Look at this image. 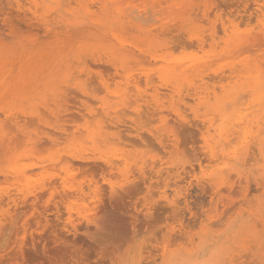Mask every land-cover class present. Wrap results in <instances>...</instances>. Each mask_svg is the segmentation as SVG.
Returning a JSON list of instances; mask_svg holds the SVG:
<instances>
[{
    "label": "rangeland",
    "instance_id": "374dc122",
    "mask_svg": "<svg viewBox=\"0 0 264 264\" xmlns=\"http://www.w3.org/2000/svg\"><path fill=\"white\" fill-rule=\"evenodd\" d=\"M16 1H18V3H16ZM20 1L21 0H0V50L2 52L0 54V61H3L4 59L7 61L10 60L13 63L16 62L15 66H18L24 62H26V64L35 65L34 63L32 64V62L37 59V65L40 60L39 58L42 60L44 57H34V53L38 48L40 49V47L42 49L43 47L44 49L47 48L46 44L44 45V42L49 41V38H51V40H66L68 36L81 33L88 30L90 27L87 19L82 18L79 12L76 14L77 9H74L69 13L70 15H74V18L72 17L73 21L67 19L68 17L71 18V16L67 14L68 12H60V10L58 11L56 9L57 2L59 5H64L66 2L68 3L67 0H42V2L49 1L44 3L39 0H34L32 3L31 0H29L31 5L28 0ZM119 1H125V3L133 6H140L147 1L153 2L154 5L164 2L162 0ZM217 1L190 0L193 7L198 5V7L201 8L200 10L196 9L192 12L193 14H191L190 19L192 20L193 16L194 18L189 24L192 25L191 27L194 31H197L199 35L205 38V45L208 47L204 46L203 48H199L194 39H190L186 34L185 36L183 32V34H181L180 31L176 30L178 33L180 32L178 34L175 31L174 26H171L175 21L169 22L166 24V26H169L167 28L164 26L163 29H160L159 27L161 23L157 22L154 26L158 30L153 32V35L156 36V40H154L151 44L152 47H150L152 50L145 49L143 52H137L131 47L130 49H124L129 51L130 54L128 55L131 57L129 59L131 63L123 67L125 70L120 69L121 72L119 71V73L116 74L117 76L113 75L111 72L102 71L104 65L105 67H108V64L105 63L103 59L97 60V62L94 61L91 56L86 55L83 57L84 64L80 65L76 62L73 63V61H71V63L69 62V64H71L69 65L68 70L70 81L67 83L69 85H66V82L64 81H61L57 82L58 84L56 83L54 88L51 89L57 93L56 101L59 102L60 105H63L66 99L69 98L70 101L71 98L76 97L75 99H72L73 102L66 100L69 105L80 108V111L76 108L74 111V113H76L74 116H77L78 114L77 117L80 118L77 119L73 117V120L67 123L68 127L71 126L69 127L71 128V132L78 131H76L75 134L78 139L74 144L77 145L83 141L86 147H94V152L99 150L98 152L112 156L111 159H113L112 161L115 162V165H113V169H108L106 170V173L104 172L103 174L104 178L106 175L107 181L115 186H121L125 184V182L132 180L141 184L143 180L142 178H144L151 183L149 189L152 194L151 192L147 194L144 189L146 185H142V191L136 195L135 199L138 206H132L130 209L135 211V209L145 210V208L151 207V216L154 215L155 217L152 218H155L156 221H158V227L154 230H149V228L146 229L147 226L139 229L132 242H130L126 249L124 248L120 250L121 252L117 251L115 253L94 255L92 257H87L84 254V258L82 254L80 256L81 258H78L72 263L71 260L69 261L66 257H64L65 261H62L63 259L61 260V256L59 255L60 257L57 256L56 258L59 257L58 259L60 261L53 257L55 261H57V264H264V7L261 8V12L257 13H255V10L251 9L252 7H249V11L243 12L241 9L242 6L237 8V4H234L236 0H231V2L234 1L232 3L227 0L230 2L228 4L229 8L224 2L226 0ZM246 1H248L249 5L253 6V3L256 0ZM259 1L261 2V0ZM25 2H28V4ZM91 2V9H95V4H97L95 3L96 0H94V2L92 0ZM34 3L36 4L34 5ZM52 3L56 7L51 5ZM215 3L217 4L215 5ZM220 3L224 5H220ZM219 5L220 7L217 8L218 10L215 9ZM48 6L51 8V11H49L50 8ZM69 6L76 7L73 1L72 3H69ZM254 7L256 8V6ZM35 10H37V12H35ZM203 10H206V15L203 14ZM32 12L38 16L35 17ZM48 12H52V16L48 15ZM242 14L244 15L242 16ZM55 15L57 16L55 17ZM64 15L67 16L65 17ZM251 15L254 16L251 17ZM30 16H32V19ZM49 18L50 21H48ZM223 19L225 20L223 21ZM229 20H231L236 26V32L240 39H237L235 43H231L227 48L224 45V42L225 40H228L229 37L227 35H229V33L225 34L223 32L221 23L223 22L227 24ZM239 22H242L243 24L241 23V25H238L240 24ZM217 25L219 28L216 27ZM56 26L59 29H56ZM75 26H77V28H75ZM169 28L172 30L170 31ZM18 29H20L19 32L17 31ZM44 29L47 30V32L49 31V33L44 32ZM166 33L169 34L167 35ZM174 34H178L176 35L178 36V39ZM171 35L174 36L171 37ZM211 36L213 37V40L211 39ZM124 37L131 42H136L139 39L137 34L130 30H125ZM41 39L44 40V42ZM184 39L188 42H185ZM177 42L182 44V46ZM50 43L53 45L51 41ZM213 43H215V45ZM161 44L166 45L168 48L170 47V49L159 48L158 45ZM184 44L187 48L185 46L182 48ZM192 44H195V48H193ZM36 45L38 48H35ZM173 45L175 48L178 46L180 49L173 48ZM7 50H9V52ZM45 51L47 50L45 49ZM153 53L160 57L164 55L176 61L188 60V62H195L212 58L213 65L210 67V72L207 71L206 73H203V80H197V77L194 76L195 78L193 81L196 85L197 94L193 95V90L186 89V85H182V99H179L175 93L169 91V87L166 86L164 82L157 78L155 68L159 66L160 63L158 58H156V60H151L149 58ZM20 58L22 60H20ZM52 59L53 58H47L46 61L44 58L46 61L44 65L39 64L35 66L33 71H31V73L33 72V76L37 75L39 79L49 73L52 69L51 67L54 65V61L57 60L56 58H54V60ZM88 60L90 64L87 62ZM95 64H97L98 67ZM93 66H96L97 68ZM97 69H101L103 72L101 74L106 78L105 83L103 84H101L99 78H97ZM211 69H214L216 73H211V71H213ZM247 69L249 71L247 72L254 77L251 81H249L248 78L245 80L244 77H241L244 75L247 77V73L241 72ZM70 71L72 73H70ZM231 71H233V73H230ZM14 72L16 73L17 71ZM91 72L94 74V78ZM3 73L8 77L11 75V72L8 70H4ZM108 73H111L112 75H109ZM134 73H137L136 77H139L140 81L143 83L141 84L139 81L138 88V90H141L140 92H142V94L145 89L148 93L153 91L162 93L159 94V97L161 95L160 98L163 104L161 108L162 110L158 114L153 113V117L149 113L150 109L146 108L147 106H150H146V103L141 100H139L138 104L143 108L146 106V109L144 108L146 111L144 110L142 112L141 106H138L137 110H134V107L137 104L134 102V95L138 92L134 87V83H130L132 81L130 78H134ZM148 73L149 76L147 75ZM115 76L118 78H115ZM214 76L216 77L215 79L213 78ZM250 82L253 83V88L251 87ZM97 83L100 85H97ZM61 86H63L64 89ZM20 87L22 86H19L18 89H20ZM230 87L242 88L244 92H238L239 95L237 94L238 97H236L235 101L226 102L223 106H221L222 104L219 105L218 102H215L212 98L211 92L215 91L216 93H220L221 88L230 89ZM249 88L254 90H252L253 96L251 97L247 96L250 93L248 91ZM187 91H189V95L186 94L188 93ZM172 94H175L173 96L174 98H172ZM202 95L204 96L202 97ZM208 96H210L211 99H209ZM87 99H89V102ZM8 101H11V99L4 97V99L0 100V107H3L5 104L4 102L9 103ZM14 101L17 102V100ZM130 101L131 104L129 105ZM101 102H106L110 106V114L112 115L113 112H115V116H117L120 121L122 120V122L117 123V121L110 119L108 117L109 115L101 109ZM125 104H128L129 107L127 108L128 105L125 106ZM179 104L180 106L182 105L181 109H178L180 108V106H178ZM83 106H89L93 110V113H88ZM172 107L177 108L187 124H192V126L198 130L199 134L197 133L194 138H188L175 133L173 134V143L168 142V146L170 147H162L151 138L148 132L155 133L156 131H160L162 138H167L168 132L166 128L174 122V120H172L174 119V116L172 118L170 117L172 116ZM128 111L132 112L128 113ZM162 111L169 114L166 115ZM229 111H231V115L229 114ZM225 113L229 115L226 119L228 123L227 121H224L227 115ZM45 114L52 117V119L50 117H48L49 119L45 118V121L47 122L44 124L47 127L42 124L43 127H41V129L52 132L53 129L51 127L54 125L55 119L49 113L46 112ZM164 116L165 119H168L166 120L167 122L170 121L169 119H171V122L164 125L161 122V117L163 118ZM153 119H155V121H153ZM96 122L99 123L101 132H99L100 135H97L99 136L98 138L97 136L95 137V143L92 145L90 140L86 138L85 131H83L84 129H82V127L84 128L87 125L91 127L94 125L96 126ZM123 127H126L129 130L124 131V129H119ZM43 128H46L47 130ZM137 131L142 133V136L144 135V137H146L144 138L145 141L140 142L135 139L134 134ZM115 134H118L121 139L118 140L116 137L117 135ZM102 136L103 138H108L110 142H99ZM125 136L129 137H126L125 139ZM62 139L60 138L59 145L56 147V150H60V152L67 150L72 145L70 143V145H68V141H64L65 138ZM60 141H62V143H60ZM164 145H167V143H164ZM64 146L66 147L64 148ZM210 152L212 153L210 154ZM122 158L123 160H121ZM143 161L145 163L141 165ZM139 166L143 167V169L138 170ZM55 167L56 168L53 166L47 168L49 171H46L47 174L43 173L44 175H41L42 179H40V175L38 176L37 174L32 182L39 184L47 180V177L51 176H54L57 179L60 178L58 179V182L62 181L65 183L66 181V183L69 182L72 184L75 181L72 184L74 187L69 185V183H65L68 185L66 187H70V190H75L77 188L76 190L78 192L75 190L74 193L73 190V192L69 190V194H73L71 195V198H69L70 200L67 199L64 202V205L57 200L58 197H54L59 193L53 192L54 190L52 191V189L47 191V194L45 193V196L42 198L43 203H41V207H47V210L50 212L53 211L52 208L55 206L63 207L62 213H65V215H63L61 217L62 220L60 219L59 221L63 224L66 219H68L69 213H71L70 217H74L76 215L75 213L80 209L78 207H81L83 210V207H85L84 205L90 204L92 197V184L91 179L85 177L88 176L85 173L77 171L75 175V172L72 174V171H69L70 173L67 172V174L61 170L60 165H55ZM58 171L60 172L57 173ZM157 171L159 172V175H157ZM78 172L81 176L85 174L84 177L79 176ZM54 173L57 174L55 175ZM62 173L67 174L70 180L66 179ZM61 177L64 179L61 180ZM32 178H34V176ZM36 179H39L40 181ZM78 180H80V183ZM81 182L83 183L81 184ZM35 186L37 185L35 184ZM164 190L168 199L174 201L172 204L169 203L170 205H165L166 203L160 205L155 204L158 206L157 208L153 205L154 201L159 198V201H157L162 203L161 200L163 199L159 194L161 195ZM50 197L53 201H50ZM47 203H49V205ZM72 203L75 204L73 205ZM79 203L82 206L79 205ZM66 210L68 211L66 212ZM50 244V246L53 247L56 245L60 246L62 250L65 245L63 239L58 240L55 243L52 241ZM63 256L64 255L62 254V258ZM55 261L53 260V263H51L56 264Z\"/></svg>",
    "mask_w": 264,
    "mask_h": 264
},
{
    "label": "bare ground",
    "instance_id": "6f19581e",
    "mask_svg": "<svg viewBox=\"0 0 264 264\" xmlns=\"http://www.w3.org/2000/svg\"><path fill=\"white\" fill-rule=\"evenodd\" d=\"M32 1H34V0H31V2ZM39 1L42 2V0H39ZM67 1H68V3L66 2L64 5H59V4H57L58 3L57 2L56 3V6H57L56 9L58 11L60 10V12H66V13L68 12L67 14H69L74 9H77L76 14H78V12H79V14L82 18L87 19L90 27L86 24L89 27L88 30H85L81 33L70 35V36H68V38H66V40H64V39L51 40V38H49L48 39L49 41L44 42V40L41 39L44 42V45L46 44L47 48H45V49L47 51H45L44 47H43V49H44L43 50L41 47L39 49L36 45L35 48L37 47L38 49L35 51L34 57L35 56H41V57H44L46 61H47V58L48 59L53 58L52 60H54V58L57 59L54 61V63H53L54 65H53V67H51L52 69L49 71V73L45 72L47 74L40 77L39 79H38L37 75L33 76V74H32L33 72L31 73V71H33L35 66H37L39 64H43V65L45 64L46 61L44 60V58H42V60H41V58H39L40 60H39L37 65H36V63H37L36 61H38L37 59H36V61L32 62V64L34 63L35 65H30L28 63L26 64V62H24L18 66H15L16 62L13 63L10 60L7 61L6 59H4L3 61H0V100L4 99V97H8L9 99H11V101H8L9 103L4 102L5 104L3 105V107H0V264H52L53 263L52 261L53 260L55 261L54 258H56L59 255L61 256V260L63 259L62 261H65L64 257H66L69 259V261L71 260V263H72L73 261H76L78 258H81L80 256L82 254H83V258H84V254L87 257H92L94 255L96 256V255H103L106 253H108V254L109 253H115V252L120 251L124 248L126 249V247H128L130 242H132L133 238L137 234L136 232L139 231V229H142L144 226H147L146 229L149 228V230H151V229L154 230L155 228L158 227V225H157L158 221H156L155 218H152L155 216L154 215L151 216V212H150V209L152 210L151 207L145 208L146 211L143 209L142 210L135 209V211H132V209H130L132 206H135V207L138 206L135 199H136V195H138L142 191L141 186L146 185L144 189L146 190L145 192L148 194L151 192L149 189L151 187V183L146 181L144 178H142L143 180H142L141 184H139L137 181L132 180V181L125 182V184H123L121 186H115L114 184H111L109 181H107L106 175L104 178L103 174H104V172L106 173V170L111 169V168L113 169V165H115L114 164L115 162L112 161L113 160V159H111L112 156H108L104 153L98 152L99 150L94 152V147L93 148L86 147L84 145L83 141L80 144H77V145L74 144L76 142V140L78 139L77 136L75 135L77 130L71 132L70 131L71 128H69L71 126L68 127L67 123L72 121L73 117H75L77 119L80 118V117H77L78 114H77V116H74L76 114V113H74L75 108L78 111H80V108L75 107L73 105H69L67 103V101H69V98L66 99L67 101L65 100V103L63 105H60L59 102L56 101L57 93L54 92V90L52 91L51 89L54 88V85H56L57 82H61V81H64V82H66V85H69L67 83L70 81L68 70H69V65H71V64H69V62L71 63V61H73V63L76 62L80 65L84 64L83 57L86 55L91 56L94 59V61L103 59L104 62L108 64V67L107 66L105 67V65H104L103 66L104 69L102 68V71L111 72L113 75L118 74L120 69H123V67L125 65H129L131 63V61H129V59L131 57L128 55L130 53L128 50H124V49H130V47H131V48H133V50H135L137 52H143L145 49L146 50L147 49L152 50V49H150V47H152L151 44L154 42V40H156V38H155L156 36L153 35V32H156L158 30L154 26L157 22L161 23L159 25V27H160V29H163V27L166 26V24H168L171 21H175L174 24L172 23L173 25L170 23L171 26H174L175 31L176 30L180 31L181 34L184 33V35L186 34L190 39H194V41L196 42V45L199 48H203L204 46H207V45H205V43H206L205 38H203L201 35H199L197 33V31H194V29L191 27L192 25L189 24V23H191V21L194 18V16H193L192 20L190 19L191 14H193L192 12L196 9L200 10V8H201V7L199 8L198 5L193 7L192 4L190 3V0H162V1H164L163 3H157L156 5H154L153 2L147 1L146 3H142L140 6L129 5V4L125 3V1H119V0H117V1L116 0H96L95 3H97V4H95L96 5L95 9H91L92 7L90 6L91 5L90 2L92 0H67ZM72 1L75 3L76 7H70L69 6V3L70 2L72 3ZM229 1L231 2V0H229ZM234 1H232V2H234ZM44 2H49V1H43L42 3H44ZM93 2H94V0H93ZM224 2L227 4V6L230 3L227 0ZM16 3H18V1H16ZM25 3L28 4V2H25ZM50 3H48V4H50ZM29 4H30V1H29ZM35 4L36 3H34V5ZM216 4L217 3H215V5ZM234 4H237L236 5L237 8L242 6L241 9L243 10V12L249 11V7H252L251 9L255 10V13H257V12H261V8L264 7V0H261V2L259 0H256L253 3V6L249 5L248 1H246V0H236L234 2ZM51 5H53V3ZM220 5L223 6L224 4L220 3ZM220 5L217 6L215 9L220 7ZM53 6H55V5H53ZM199 6H201V5H199ZM254 6H256V8ZM213 7H215V6H213ZM42 8L45 9L44 7H42ZM228 8H229V6H228ZM49 11H51V8ZM205 11L206 10H203L204 15L207 14ZM35 12H37V10H35ZM221 12H223V11H221ZM32 13L35 17L38 16V15H35L34 12H32ZM51 13L48 12V15H51ZM243 15L244 14H242V16ZM28 16H29V14H28ZM45 16H47V15H45ZM56 16L57 15H55V17ZM70 16H71V18L68 17L67 19L73 21L74 15H70ZM253 16L251 15V17H253ZM31 17L32 16H30V18ZM224 20L225 19H223V21ZM250 20H251V18H250ZM48 21H50V18L48 19ZM200 21H202V20H200ZM241 23L238 25H241ZM216 24H217V22H216ZM168 26L169 25H167L166 28ZM254 26H257V25H254ZM216 27H218V25ZM221 27H222V30L225 34L229 33V35H227L229 37L228 40H225V42H224V45L227 48L229 47V45L231 43H235L237 41V39L238 40L240 39L239 35L236 32L237 28L231 20H229L227 24L222 22ZM16 28H17V26H16ZM57 28L58 27L56 26V29ZM75 28H77V26H75ZM218 28H216V29H218ZM172 29H173V27H172ZM174 29H173V31H174ZM19 30L20 29H18L17 31L19 32ZM125 30H130V31L135 32V34H137V37L139 39L136 42H131V41L125 39V37H124ZM169 30H170V28H169ZM214 31H213V33H214ZM44 32L49 33V31L47 32V30H45V29H44ZM169 33H166V34L168 35ZM218 33H220V32H218ZM68 34H70V33H68ZM178 34H174V35L176 36ZM173 36L171 35V37H173ZM176 38L178 39V36H176ZM211 39L213 40L212 36H211ZM50 41L53 43V45L50 43ZM180 41H178V42H180ZM184 41L186 42L187 40L184 39ZM181 42L184 43L183 41H181ZM41 44H43V43H41ZM213 44L215 45V43H213ZM179 45L182 46V44H179ZM192 45H190V46H192ZM175 46H176V44H175ZM184 46H185V44L183 45L182 48H184ZM194 46H195V44L193 45V48H195ZM158 47L161 49H170V47L168 48L166 45H163V44L158 45ZM173 48H175L174 45H173ZM177 48H179V47L177 46L175 49H177ZM3 49H4V47H3ZM171 49H172V45H171ZM7 51L9 52V50H7ZM28 51H29V49H28ZM1 53L2 52L0 50V54ZM10 54H12V53H10ZM23 54H24V52H23ZM21 58H20V60H22ZM32 58H33V56H32ZM149 58L151 60H156V58H158L160 65L155 68V71L157 73V78L160 81L164 82L165 85L169 87V91L171 93H175L179 97V99H182V85H186L185 86L186 89L193 90L192 94L196 95L197 89H196V85L193 81L194 78L197 77V80H200V81L203 80V76H202V75H204L203 73H206L207 71H209L210 67L213 65L212 58H210L208 60H199V61H195V62H188V60L176 61V60L168 58L164 55H162L160 57L155 53L151 54L149 56ZM29 59H30V57H29ZM87 62L90 64L89 60ZM48 64H47V67H48ZM91 65H93V64H91ZM95 65L97 66V64H95ZM96 66H93V67L97 68L98 66L97 67ZM4 70H8L11 72L10 77L6 76V74L3 73ZM97 70H98V72H97L98 77L97 78H99L100 83L101 84L105 83L106 78H105V76H103L101 74L103 72L101 71V69H97ZM123 70H125V69H123ZM211 70H213V71H211V73H216V71L214 69H211ZM14 71H17V72L15 73ZM247 71H248V69L241 71L242 73H247V77H245L244 74H243L244 76H241V77H244L245 80L247 78L249 79V81L253 80L254 77H252L251 74L248 73L249 71L248 72ZM13 72H14V74H13ZM41 72H42V70H41ZM42 73L44 74V72H42ZM70 73H72V72L70 71ZM211 73H209V74H211ZM230 73H233V71H231ZM91 74H92V76L94 75L92 72H91ZM134 74H133L134 78L133 79L130 78V80H132L130 83L133 82L134 87L136 88V91H138L134 95V97H135L134 102L137 103L136 106L134 107V110H137L138 106H141L140 104H138L139 100H141L144 103H146V106L147 105L150 106V107H148V106L147 107L145 106V107L150 109L149 113L153 117L154 114H158L162 110L161 108H162L163 104H162L161 98H160L161 95L159 97V94H162V93H157L156 91L148 93L145 91L146 90L145 89L144 93L142 94V92H140L141 90H138V88H139V83L140 82H141V84H143V83H142V81H140L139 77H136L137 73H134ZM147 75L149 76V73ZM219 75H220V73H219ZM116 76H115V78H118ZM212 76H210V77H212ZM80 77H81V75H80ZM93 78H94V76H93ZM110 78H112V77H110ZM213 78L215 79L216 77L214 76ZM153 79H154V77H153ZM91 80H93V79H91ZM94 81L96 82L95 79H94ZM249 81H247V82H249ZM151 83H152V81H151ZM98 84L99 83H97V85ZM250 85L253 88V83H251ZM19 86H22V87H20V89H18ZM76 86L79 87L77 84H76ZM86 86H88V85H86ZM108 86H109V84H108ZM61 87H63V86H61ZM125 88H127V87H125ZM132 88H133V86H132ZM252 88L251 89L249 88L248 91L250 93L247 96H250V97L253 96L254 90ZM63 89H64V87H63ZM79 89H80V87H79ZM15 90H17V91H15ZM65 90H66V88H65ZM214 90H215V88H214ZM58 91H59V89H58ZM116 91H118V90H116ZM63 92H64V90H63ZM187 92L188 93H186V94L189 95V91H187ZM238 92H244V90L242 88H232V87H230V89L221 88L220 93H216L215 91H212L211 95H212V98L215 100V102H218L219 105L222 104L221 106H223L226 102L228 103V102L235 101L236 97H238L237 96ZM207 93H209V92H207ZM119 94H120V92H119ZM174 95L172 94V98H174L173 97ZM62 96H61V98H62ZM66 96H68V95H66ZM203 96L204 95H202V97ZM48 97H50V98H48ZM208 97H209V99H211L210 96H208ZM73 98L75 99L76 97H73ZM73 98L70 99L71 102H73L72 101ZM82 98H83V96H82ZM14 100H17V102H15ZM63 100H64V98H63ZM87 100L89 102V99H87ZM128 101H127V103H128ZM76 102H78V101H76ZM91 102H93V101H91ZM173 102H174V99H173ZM130 104H131V101L129 102V105ZM126 105H128V104H125V106ZM129 105L127 106V108L129 107ZM178 106H180V104ZM181 106L178 109H181ZM83 108L88 113H93V110L89 106H83ZM144 108L142 107V112L146 109V108L145 109ZM94 109H95V107H94ZM101 109L107 115H109L108 117L110 119H112L113 121H117V123L122 122V120L120 121L118 119V117L115 116V112H113L112 115L110 114L111 113L109 111L110 106L106 102H101ZM124 111H126V110H124ZM46 112L49 113L50 115H52L55 119V123L53 122L54 125L51 124L52 127L49 126L53 129L52 132L51 131L49 132L46 128H43V129H46L47 131H44L41 129V127H43L42 124L45 125L47 122V121H45V118L50 117L49 115L45 114ZM129 112H132V111H128V113ZM147 112H146V114H147ZM171 112H172V116H170V117L172 118L174 116V119H172V120H174V122L171 125L167 126V128H166V130L168 132V136L166 135L167 136L166 139L162 138V134L160 133V131H156L155 133L154 132H148L149 135L151 136V138L155 142H157V144L161 145L162 147H165V146L170 147V146H168V142L173 143V141H174L173 134H175V133L181 134V135L186 136L188 138H194L198 133V130L196 128H194L192 126V124L191 125L187 124L184 117L180 114V112H178L177 108L172 107ZM230 112L231 111H229V114H230ZM163 113H165V112H163ZM168 114H166V115H168ZM225 114H227V113H225ZM170 115H171V113H170ZM227 116H229V115L228 114L226 115L224 121H227L226 120ZM50 118L52 119V117H50ZM87 118H88V116H87ZM101 120H102V118H101ZM166 120H168V119H165V116L163 118L161 117V122L164 125L171 122V119H169L170 120L169 122H167ZM153 121H155V119H153ZM227 123H228V121H227ZM82 129H84L83 131H85L86 138L89 139L93 145L95 143V137L97 135H100L99 132H101L99 123L96 122V126L94 125L93 127L87 125L84 128L82 127ZM119 129H124V131L129 130L126 127L125 128L124 127L119 128ZM247 132H248V130H247ZM115 135H117L116 137L118 140L121 139L118 134H115ZM134 136H135V139L140 141V142L145 141L144 138H146V137H144V135L142 136V133H139L138 131L134 134ZM98 137L99 136H97V138ZM126 137L127 136H125V139H126ZM254 137H256V136H254ZM60 138L61 139L65 138L64 141H68L67 142L68 145L72 144L67 150H64L61 152H60V150L59 151L56 150V147L59 145ZM135 139H134V141H135ZM258 140H260V139H258ZM101 141L103 143L110 142L108 140V138H103V136H102L101 140H99V142H101ZM146 142H149V141H146ZM60 143H62V141H60ZM152 143H153V141H152ZM164 143H167V145H164ZM64 145H66V144H64ZM104 145H106V144H104ZM108 145H109V143H108ZM65 147L66 146H64V148ZM234 147H236V146H234ZM204 148H206V147H204ZM209 148H211V147H209ZM99 149H100V147H99ZM211 149H213V148H211ZM225 151H226V149H225ZM200 152L202 153L201 150H200ZM211 153L212 152H210V154ZM204 155H206V154H204ZM217 155H219V154H217ZM121 160H123V158ZM144 163L145 162L143 161L141 163V165ZM122 164H124V163H122ZM55 165H60L61 170L63 172H66V173L69 171H72V174H73V172H75V175H76V172L79 171L80 173L82 172V173L87 174L88 176H85V177H88L89 179H91V184H92V197H91L90 204L87 205L85 203L86 205H84L85 207H83V210L81 207H78L80 209H78L79 211L77 213H75L76 215L74 214L75 215L74 217L73 216L70 217L71 213H69L68 216L70 217V219L68 217V219H66V221L64 220L65 222L63 224L61 222H59L61 217L63 215H65V213L64 214L62 213L63 207L61 205L60 206L62 208L59 206H55V207L53 206L54 207V208H52L53 211L50 212L49 210H47L48 209L47 207L45 208V206H42L43 207L42 208L41 203H43L42 198L45 196V193L52 189V191L54 190L53 192L59 193V194H56L58 196L55 195L54 197H56V198L58 197L57 200H59V202L63 203V205H64V202L67 199L71 198V195L73 194V193H71V195H70L69 194L70 193L69 192L70 187H66V186H68L66 184L69 182L66 183V181H65L66 184L62 181L58 182V179H60V178L57 179L54 176L47 177V180H45L39 184L32 182L35 179V176L37 174H38V176L40 175V179H42L41 175L47 174L46 171H49L47 168L52 167V166L54 168H56ZM117 166H118V164H117ZM142 169H143V167H141V166L138 167V170H142ZM64 170H66V171H64ZM73 170H75V171H73ZM52 171H54V170H52ZM55 171H57V170H55ZM59 172L60 171H58L57 173H59ZM79 172H78V175H79ZM158 173L159 172L157 171V175H159ZM67 174L62 173V175H64L66 177V179L70 180V178L67 176ZM84 175L81 176V174H80L79 176L84 177ZM33 176H34V178H32ZM79 176H76V177H79ZM64 178L61 177V180ZM77 179H81V178H77ZM36 180H39V179H36ZM71 180H73V179H71ZM78 181L80 183V180H78ZM33 183H34V185H33ZM71 183H72V181H71ZM82 183L83 182H81V184ZM148 183H149V185H148ZM35 184L37 186H35ZM72 184L69 183V185H72ZM72 190H70V191L71 192L74 191V193H75V190H73V191ZM164 192H165V190L162 192L161 195L159 194V196L163 199V200H161L162 203L158 202L159 201V198H158L157 199L158 201L153 200L154 201L153 205H155V204L160 205V204H165V203H166L165 205H167L169 203L170 204L173 203L174 200L168 199V197L166 196V194ZM159 193H161V192H159ZM151 194H152V192H151ZM77 196H80V195H77ZM54 197L52 196L53 199H54ZM50 201H53V200H51V197H50ZM163 201H164V203H163ZM49 203H47V204L49 205ZM72 204H71V206L73 207V205L75 203L73 205ZM79 205H81V204L79 203ZM155 207L158 208V206H156V205H155ZM75 208H77V207H75ZM67 211L68 210H66V212ZM60 225H61V227H60ZM61 239H63V243L65 244V245L62 244V245H64L63 250L60 246H57V245L54 247L50 246L51 245L50 242L53 241L55 243ZM58 243H60V242H58ZM62 254L64 255L63 258H62ZM58 258H56V259H58ZM55 262L57 264V261H55ZM85 262H86V260H85Z\"/></svg>",
    "mask_w": 264,
    "mask_h": 264
}]
</instances>
